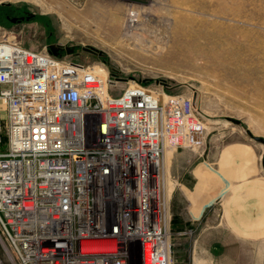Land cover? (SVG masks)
<instances>
[{"label":"built area","instance_id":"obj_1","mask_svg":"<svg viewBox=\"0 0 264 264\" xmlns=\"http://www.w3.org/2000/svg\"><path fill=\"white\" fill-rule=\"evenodd\" d=\"M67 47L0 38V264H173L165 142L204 143L194 94Z\"/></svg>","mask_w":264,"mask_h":264},{"label":"rangeland","instance_id":"obj_2","mask_svg":"<svg viewBox=\"0 0 264 264\" xmlns=\"http://www.w3.org/2000/svg\"><path fill=\"white\" fill-rule=\"evenodd\" d=\"M14 34L32 48L67 41L100 71L193 93L205 141L165 157L172 262L264 264V143L249 134L264 138V0H0V38ZM255 186L261 196L244 197Z\"/></svg>","mask_w":264,"mask_h":264},{"label":"bare ground","instance_id":"obj_3","mask_svg":"<svg viewBox=\"0 0 264 264\" xmlns=\"http://www.w3.org/2000/svg\"><path fill=\"white\" fill-rule=\"evenodd\" d=\"M143 20V19H142ZM0 108L3 109L4 112V102L3 100L0 98ZM205 123V122H204ZM206 126V124L204 125ZM184 141V135L181 133H172V132H168L167 133V137H166V155L169 159V157L172 156V153L174 152V147L178 144H183L182 142ZM202 199V198H201ZM206 198H204V200H202L201 202H205Z\"/></svg>","mask_w":264,"mask_h":264},{"label":"crops","instance_id":"obj_4","mask_svg":"<svg viewBox=\"0 0 264 264\" xmlns=\"http://www.w3.org/2000/svg\"><path fill=\"white\" fill-rule=\"evenodd\" d=\"M251 174H249V176H250ZM258 182L257 181H254V184H257ZM260 183V182H259ZM196 190H199V189H196V188H194L193 189V191L195 192ZM205 191H207L208 192V189H206ZM205 191H202V192H205ZM260 192H262V190H258V188H257V186H255V187H253L252 188V191L249 193V194H245L244 195V197H250V198H257V197H259V196H261V195H259V193ZM207 197H210V199H211V204L210 205H208V206H195L196 207V212H198L199 214L201 213V212H203V210L206 208V207H210L211 205H212V203H213V199H212V195H211V193H207ZM199 202V201H198ZM194 208V207H193Z\"/></svg>","mask_w":264,"mask_h":264},{"label":"water","instance_id":"obj_5","mask_svg":"<svg viewBox=\"0 0 264 264\" xmlns=\"http://www.w3.org/2000/svg\"><path fill=\"white\" fill-rule=\"evenodd\" d=\"M73 48L67 47L68 51H71ZM55 50V49H54ZM251 136H253L256 140L264 143V138L261 135H253L251 132L249 133ZM263 166H264V153H263Z\"/></svg>","mask_w":264,"mask_h":264}]
</instances>
